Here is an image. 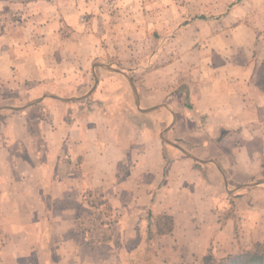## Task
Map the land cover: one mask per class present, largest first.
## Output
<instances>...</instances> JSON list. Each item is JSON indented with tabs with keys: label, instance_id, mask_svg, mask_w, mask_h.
Wrapping results in <instances>:
<instances>
[{
	"label": "rangeland",
	"instance_id": "374dc122",
	"mask_svg": "<svg viewBox=\"0 0 264 264\" xmlns=\"http://www.w3.org/2000/svg\"><path fill=\"white\" fill-rule=\"evenodd\" d=\"M242 22L249 56H264V0H0V263L211 264L264 245V207L232 193L228 226L201 227L196 254L188 242L171 252L154 240L170 223L149 208L147 177L83 158L136 119L111 102L122 91L109 72L186 75L196 58H241ZM229 28L234 47L229 34L210 40Z\"/></svg>",
	"mask_w": 264,
	"mask_h": 264
},
{
	"label": "crops",
	"instance_id": "0c3cea01",
	"mask_svg": "<svg viewBox=\"0 0 264 264\" xmlns=\"http://www.w3.org/2000/svg\"><path fill=\"white\" fill-rule=\"evenodd\" d=\"M242 24L235 29L246 37L240 42L241 58L226 55L216 62L196 58L192 73L186 75L166 73L170 66L145 72L140 78L132 72H109L122 91L113 92L111 102L123 104L136 119L125 121L129 131L123 141L97 144L93 154L83 158L113 161V169L105 163L97 171H116L122 163L117 171L129 168L147 177L139 182L150 193L149 208L173 220L171 231H155L154 240H161V247L169 241L171 252L188 242L196 254L200 250L196 246L206 240L201 227L209 223L215 230L221 223L228 226L229 214L221 212L229 194L236 193L235 202L254 203L256 211L260 204L264 207V117L259 115L264 113V56H249L254 31ZM233 32L220 30L210 40L229 34L226 44L234 47L238 42ZM261 214L264 217V211ZM195 216L199 221L186 219ZM142 225V219L137 220L133 230ZM188 225L193 226L190 235L182 229ZM5 251L9 252L7 244L0 248V255ZM73 252L77 255V247Z\"/></svg>",
	"mask_w": 264,
	"mask_h": 264
},
{
	"label": "trees",
	"instance_id": "16d2710c",
	"mask_svg": "<svg viewBox=\"0 0 264 264\" xmlns=\"http://www.w3.org/2000/svg\"><path fill=\"white\" fill-rule=\"evenodd\" d=\"M169 220L167 229H160L161 233H168L172 228V218L169 215L162 216ZM211 264H264V245L260 242L253 244L249 250L241 251L237 254L230 255L227 259L221 262L211 261Z\"/></svg>",
	"mask_w": 264,
	"mask_h": 264
}]
</instances>
